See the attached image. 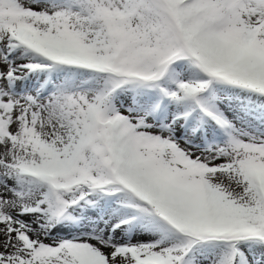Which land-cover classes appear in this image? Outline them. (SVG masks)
Segmentation results:
<instances>
[{"label":"snow or ice","instance_id":"obj_1","mask_svg":"<svg viewBox=\"0 0 264 264\" xmlns=\"http://www.w3.org/2000/svg\"><path fill=\"white\" fill-rule=\"evenodd\" d=\"M0 264H264V0H0Z\"/></svg>","mask_w":264,"mask_h":264}]
</instances>
